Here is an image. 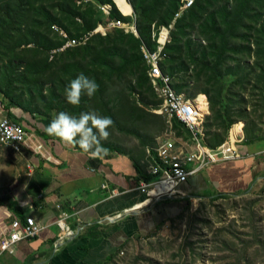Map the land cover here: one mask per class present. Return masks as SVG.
Returning a JSON list of instances; mask_svg holds the SVG:
<instances>
[{
	"label": "rangeland",
	"instance_id": "obj_1",
	"mask_svg": "<svg viewBox=\"0 0 264 264\" xmlns=\"http://www.w3.org/2000/svg\"><path fill=\"white\" fill-rule=\"evenodd\" d=\"M80 1L77 0L82 6L81 13L93 21L100 18L103 25H107V16L102 17L94 7L96 12L93 15L85 13L90 7L89 2ZM182 1L178 0L177 4L180 6ZM193 1L192 8L196 4V0ZM209 1L204 4L203 18L212 12L220 13L224 7L231 13L229 23L224 24L226 33L231 35L230 50L225 52L227 57L217 75L190 58H187L189 69L177 63L175 88L191 97L206 94L209 114L202 127L204 141L209 146L221 143L230 123L238 121L245 122L246 137L263 139L264 80L260 78L264 74V0H250L249 10L244 11L238 22L233 20L240 6L238 0ZM2 2L0 0V5ZM170 3L171 0H166L167 8ZM56 11L62 10L57 8ZM32 20L23 26L25 35L30 38L28 27ZM73 20L81 26L85 23L81 16ZM161 21V17L152 24L144 21L142 28L151 25V34L154 25L162 26ZM66 23L75 31L74 24ZM54 26L57 25L41 29L48 34L49 40L24 39L26 44L21 43L14 51L1 47L0 119L4 115L17 117L15 113L23 107L33 111L24 110V119L30 114L53 119L60 111L77 116L81 112L110 116L114 124L109 129V138L102 141L108 149L106 154L121 152L148 162L152 156L156 157L159 141L166 133L172 130L182 132L181 127L175 122L171 124L162 114L163 101L150 83L141 48L136 51L141 56V66H124V52L117 42L121 38V29L107 26L110 38L92 34V30L82 32L81 44H91L95 49L74 58L72 49L55 52V47H49L64 39L61 27L57 26L59 30H56ZM62 29L67 33L65 28ZM188 32L194 41L205 47L211 45L210 35L199 24L190 26ZM176 33L180 36V29ZM153 45V48L147 46L154 49ZM126 47L130 48L127 44ZM180 55V51L171 52V60ZM45 62L52 63V66L43 68ZM16 65L19 70L14 73ZM165 70L171 73L169 67ZM81 73L95 80L99 87L92 97L85 94L80 105L73 106L67 102L64 91L73 76L78 77ZM12 74L10 80L8 77ZM247 76L249 82L245 80ZM220 89L221 96L218 95ZM22 166L24 162L17 153L0 145V177L4 173L8 176ZM260 183L262 187L255 185L245 194L193 197L190 206L177 219L166 221L153 236L131 241L123 252L106 264H264V176ZM0 192L6 193V186L0 188Z\"/></svg>",
	"mask_w": 264,
	"mask_h": 264
},
{
	"label": "crops",
	"instance_id": "obj_2",
	"mask_svg": "<svg viewBox=\"0 0 264 264\" xmlns=\"http://www.w3.org/2000/svg\"><path fill=\"white\" fill-rule=\"evenodd\" d=\"M32 116L26 117L38 133L52 120ZM39 135L51 159L24 149L17 153L24 166L0 177V188L7 190L0 192V242L10 218L33 215L43 229L37 237L18 243L15 254H3L0 264H106L131 241L153 236L166 221L177 219L193 197L245 194L262 186L264 138L246 142L245 130L237 160L199 172L182 187L190 197L162 200L149 211L138 190L140 181L149 176L148 160L123 153L92 158L77 146ZM112 190L118 192L115 197ZM63 212L76 231L65 241L56 224Z\"/></svg>",
	"mask_w": 264,
	"mask_h": 264
},
{
	"label": "built area",
	"instance_id": "obj_3",
	"mask_svg": "<svg viewBox=\"0 0 264 264\" xmlns=\"http://www.w3.org/2000/svg\"><path fill=\"white\" fill-rule=\"evenodd\" d=\"M93 0H81L90 2ZM130 10L125 13L116 0H112L116 8L126 18H110L113 8L111 3H99L98 9L109 19L106 26L100 23L90 33H106L107 26L121 28L126 34H132L140 38L137 27V16L129 0ZM192 0H183L168 25L152 27L151 41L154 49H150L145 42L141 43L142 58L148 67V75L152 86L159 95L162 104V114L169 122L181 127V133L172 130L166 133L159 141L156 149V157L148 162V174L146 179L139 183L138 190L145 196L143 205L149 206L155 201L169 199L188 198L190 195L182 190L183 185L199 172L223 162L235 161L239 158L238 145L244 140L245 123L235 122L228 130L223 143L209 146L204 141L203 121L209 114V101L206 94H198L194 97L185 92H179L175 88V78L166 72L164 65L170 60L171 55L167 50L173 41V30L176 21L183 16L192 6ZM59 30L57 26H54ZM60 33L64 36V42L56 51L81 45V37L69 36L62 28ZM87 38V37H86ZM0 145L10 148L13 152H21L26 149L40 157L50 160L46 146L39 133L28 129L24 123L4 115L0 119ZM32 168L31 164H28ZM104 188H109L105 185ZM117 190H112V197L117 195ZM111 197V198H112ZM69 214L63 212L56 224L60 228V237L63 241L76 236V231L67 224ZM43 227L36 221L33 215H25L24 219L10 218L6 235L0 242V257L5 254H15L18 243L37 237Z\"/></svg>",
	"mask_w": 264,
	"mask_h": 264
},
{
	"label": "trees",
	"instance_id": "obj_4",
	"mask_svg": "<svg viewBox=\"0 0 264 264\" xmlns=\"http://www.w3.org/2000/svg\"><path fill=\"white\" fill-rule=\"evenodd\" d=\"M116 1L125 13L129 11L128 4L125 2V0H116ZM238 1L240 6L237 7L236 9L235 19H233L234 22L235 21L238 22L239 20H241V18H243V15L245 14L244 11L249 10L250 8V0H238ZM48 2L50 3L48 4ZM129 2L132 8L134 9V12L137 14L136 15L137 27L140 34V38H136L132 34H125L123 30H119V34L121 38L117 42L119 46H122V51L124 52V55L122 57L124 66L126 67L131 66L132 68L134 65L141 66L142 64L141 62L142 55L138 56L137 55L138 53L136 51L137 50L139 51V49L141 48V43L143 38L148 41L147 43L145 42V40H143L146 43V45H148L149 47H152L153 45L151 43V35H150L151 25L149 24H152L157 17H161L162 21L159 24L168 25L173 20V16L178 10L179 4H177L178 0H171L170 6L167 8L166 0H129ZM192 2L194 4L193 0ZM36 3H41V4L36 5ZM99 3L113 4V8L109 16L110 18H119V17L126 18L116 8L112 0L90 1L89 2L90 7L85 11V13H89L93 15L94 12H96L97 10V12L102 17H104L105 16L104 13L100 11L97 7ZM208 3H210L209 0H196V4L193 6V8L191 7L189 10H187L183 14V16L176 21L177 23L174 29L176 30L180 29L181 33L180 36H178L176 30L172 31L173 41L172 44L168 46L167 50L170 52V55L171 52L173 51H180L181 55L176 60H171L170 58V60H168L164 65V69H167V67H169V70H171L170 74L172 76H174L177 70L176 67L177 63L183 66L184 69L190 68L187 58H190V60L193 62L200 63V65L203 66V69L212 70L214 73H216L219 71L220 67L224 63L225 58L227 57L225 55V52L230 50L229 46H230L231 35L226 33L224 24L229 23V20L231 18V13H229L227 11V8L224 7V9L220 11V13L212 12L206 18H203V13H204L203 10L206 7V5L204 4H208ZM81 7L82 6L78 5L77 0H3V2L0 5V50L1 47H4L7 50L14 51V49L20 46L21 43H23V45L26 44V42H24V39H27V41H31V39L35 40L37 38H44L49 40L48 34L43 33V31H41V29L45 26H47V28H50L52 25H57L61 28H65L67 33H69V36L77 37V36H81L82 32L84 33L89 30H93L100 23H102V20L100 18H98L96 21H93L92 19H88L83 13H81L80 11ZM57 8L61 9L62 11L57 12L56 11ZM189 12H190V16H188L189 17L188 18L186 16ZM79 16L85 19V23L82 26L80 24H77L76 21L73 20V18H77ZM110 18H108V20ZM31 19H33L31 24L30 25L27 24L29 25L28 29H29V36H31L30 38L28 37V35L27 36L25 35L23 26L26 24L25 22L30 23ZM66 21L71 22L72 24L75 25L74 27L75 31H73L70 27H68V25L70 24L66 23ZM144 21L149 24L144 26V28H142V23ZM196 24H199L201 26V29L205 33H207V35H210V38L208 40L211 43V45L209 47H205L201 43L196 42L194 41L193 38H191L188 29L190 28V26L194 27ZM97 33L107 35V38H110V35L108 34V30L105 34L100 32ZM63 42L64 39L57 40L55 44H50L49 47L52 48L59 47L60 45H62ZM126 44L130 48L127 49ZM69 49L70 50L72 49L71 51L73 52L74 58H77L81 53L93 51L95 47L91 44H86L85 46L81 44L74 47H70ZM211 58H213V61L210 60ZM42 66L43 68H50L52 66V63L45 62ZM18 70H19V66L16 65L14 67V73H17ZM76 70L78 69L76 68ZM13 74L11 75V77L10 76L8 77L10 80L13 79L14 76ZM73 77L76 78L75 75ZM245 78L246 81L250 79L249 76ZM260 79L262 81L264 80V74H261ZM220 92L221 89L218 91L219 96H221ZM23 108H21L22 110L19 109L15 113L17 117L14 118L12 117V118L19 122L20 120L21 121L25 120L27 124L24 125L28 129H31L33 125L31 126L29 120L22 118V116L19 113L20 111L23 113L24 110H27L28 112L31 113H33V111L31 109H26V108L23 109ZM9 113L12 114L11 110H9ZM220 116H222V113H220ZM32 117L35 116L33 115ZM232 124L233 123H230L228 130L230 129ZM39 133L41 135L46 134V132L44 131H41ZM255 139H257L256 136L253 137V139L252 137L250 138L247 136L246 142H250ZM224 140L221 143H223ZM212 197L213 196H210V198ZM188 203L190 205V202Z\"/></svg>",
	"mask_w": 264,
	"mask_h": 264
},
{
	"label": "clouds",
	"instance_id": "obj_5",
	"mask_svg": "<svg viewBox=\"0 0 264 264\" xmlns=\"http://www.w3.org/2000/svg\"><path fill=\"white\" fill-rule=\"evenodd\" d=\"M98 84L81 73L69 81L64 95L69 104L79 106L82 97L86 94L92 97L98 90ZM114 121L110 116H101L96 112H81L78 116L60 111L51 122L45 126L48 136L58 138L67 145H78L92 158H103L108 149L102 141H106Z\"/></svg>",
	"mask_w": 264,
	"mask_h": 264
},
{
	"label": "water",
	"instance_id": "obj_6",
	"mask_svg": "<svg viewBox=\"0 0 264 264\" xmlns=\"http://www.w3.org/2000/svg\"><path fill=\"white\" fill-rule=\"evenodd\" d=\"M179 198V197H178ZM163 200H169V197H165ZM158 204V201L153 202L149 207L146 208V211L151 210L154 206Z\"/></svg>",
	"mask_w": 264,
	"mask_h": 264
},
{
	"label": "bare ground",
	"instance_id": "obj_7",
	"mask_svg": "<svg viewBox=\"0 0 264 264\" xmlns=\"http://www.w3.org/2000/svg\"><path fill=\"white\" fill-rule=\"evenodd\" d=\"M126 2V1H125ZM128 8H129V10H130V5L128 4Z\"/></svg>",
	"mask_w": 264,
	"mask_h": 264
}]
</instances>
